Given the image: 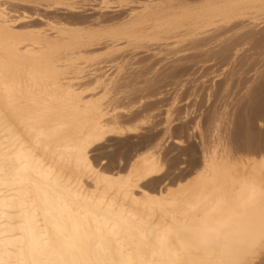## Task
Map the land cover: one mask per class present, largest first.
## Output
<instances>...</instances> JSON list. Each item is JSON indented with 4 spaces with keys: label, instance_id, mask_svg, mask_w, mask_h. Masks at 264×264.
Segmentation results:
<instances>
[{
    "label": "bare ground",
    "instance_id": "bare-ground-1",
    "mask_svg": "<svg viewBox=\"0 0 264 264\" xmlns=\"http://www.w3.org/2000/svg\"><path fill=\"white\" fill-rule=\"evenodd\" d=\"M261 25L264 0H0V264H264V141L233 146L226 112L194 121L187 176L162 182L176 95L132 158L92 156L152 120L128 102L138 52Z\"/></svg>",
    "mask_w": 264,
    "mask_h": 264
},
{
    "label": "rangeland",
    "instance_id": "rangeland-1",
    "mask_svg": "<svg viewBox=\"0 0 264 264\" xmlns=\"http://www.w3.org/2000/svg\"><path fill=\"white\" fill-rule=\"evenodd\" d=\"M29 12L32 13V9ZM52 13L72 21L85 18L83 14L65 11ZM114 17L115 14L108 12L101 20L109 21ZM233 34H225L222 42L213 35L164 59L138 52L130 62L133 67L126 70L128 102L135 104L141 100L132 112L143 110L152 120L141 127L135 138L110 141L92 156L103 160L109 168H116L132 158L150 137L161 133L163 113L175 95L178 105L173 114L171 140L162 150L166 161L162 182L191 174L194 165L200 162L201 147L197 133L192 132L196 119L202 131L208 134L213 119L226 112L220 130L233 146L254 139L263 142L264 25ZM233 43L239 45L236 55L229 50ZM185 113L189 114L187 118ZM172 140H180L182 145Z\"/></svg>",
    "mask_w": 264,
    "mask_h": 264
}]
</instances>
